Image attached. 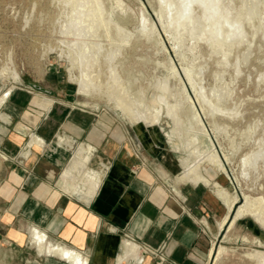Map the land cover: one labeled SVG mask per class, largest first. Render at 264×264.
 <instances>
[{"label":"crops","instance_id":"crops-1","mask_svg":"<svg viewBox=\"0 0 264 264\" xmlns=\"http://www.w3.org/2000/svg\"><path fill=\"white\" fill-rule=\"evenodd\" d=\"M46 93L19 89L1 108L0 251L30 254L27 264H75L40 253L30 235L37 228L47 245L73 251L85 264H137L129 240L140 247L136 254L148 250L142 264H208L211 237L229 212L214 177L203 172L209 184L177 182L181 165L158 135L136 138ZM33 137L43 146L29 145ZM86 153L87 167L100 175L90 198L84 187L63 191L60 181L74 157Z\"/></svg>","mask_w":264,"mask_h":264},{"label":"bare ground","instance_id":"bare-ground-1","mask_svg":"<svg viewBox=\"0 0 264 264\" xmlns=\"http://www.w3.org/2000/svg\"><path fill=\"white\" fill-rule=\"evenodd\" d=\"M53 1L59 3L60 8L63 10L62 11L60 9L61 11L60 10L59 11L63 12L62 14L64 16V17L62 16L63 18L59 22L58 33H60V35H62L64 38L65 37L68 38V40L66 39L60 40V44H63L67 49L61 48V46H57L58 56L59 58L64 59L68 62L70 66L69 68L70 79L72 82L77 84L78 94L80 93L81 95L86 97H95V96H100L101 98L105 97L106 104L112 107L114 110L118 111L121 117L127 120V122L130 123L133 127H137V126L148 127L150 129L151 136L157 135L156 133H163L166 136L167 143L171 145L173 151L175 153H179L182 155L180 159V165L182 171L176 177L177 182H191V183L203 182L205 184H209V181L203 175V172L206 171L205 166H210L212 168H215L216 171L230 177L226 169V164L230 162L231 157L228 155V153L227 154L223 153L222 155L219 153L211 133L206 130V127L203 122V117L198 112V106H199L201 108L203 116L205 115L206 117L208 116L210 118L211 126L213 128V134L215 135V138L218 131L222 130L223 132H226L228 122L220 121L218 115L220 116L227 115L229 118L231 117L230 113L228 114L227 112L229 108L227 107L228 108L227 109L226 106H224L223 104L224 103L223 101L225 100L227 93L229 94L227 90H226L227 93L225 91V89H227L228 87L225 88L226 87L225 86L224 87L225 89H222V87L221 89L214 88L210 94L211 96H208L204 88L202 86H198L195 83L193 70L191 68L182 65L181 68L176 69L173 63L170 61L169 69L171 70L170 71L171 75L173 74V77L177 78L178 81L182 84V88L180 92L181 93L180 95L182 96L181 103L178 102L180 98L178 101H176L177 103H175L174 105H171L172 103L169 104L167 102L168 95L171 94V91L168 89V85H166L167 83L164 84L163 82V83L155 84L156 87L155 89L156 90L158 89L157 91H159V93L157 92L158 95L156 96L153 105L154 106L158 105V106L154 107L152 105L151 107L148 103V97H147V92H148L147 90L149 89L148 86H146L148 89L147 88L143 89L142 87H140L139 89L134 90L133 89L134 84L129 80L130 78L129 73L128 75L126 74V76L123 77L120 73L121 71H119L120 68H118V65L121 64L124 60L126 61L127 58L129 57L128 55L129 51H133L137 48L142 38L147 41L152 40L157 43H160V41L157 40V38H159L160 36L157 31V28L154 25H152L149 29L147 28L149 24L147 23L146 15L142 14L141 29L140 30L138 29L137 33L134 34L133 32H130L125 26L126 24L129 23L130 19H129V14L127 13L128 7L126 6V4H124L123 0H53ZM240 1L241 3L243 1V4H240L239 2V5H237V3H235V0H163V2H161L159 5V11L156 12V16L158 17L159 19L158 22L161 23L160 25H162L163 30H165L166 26L169 27V34L172 36L174 40V45L177 46V51H176L177 56L181 58H184L186 56V53H184L183 50L184 39L186 38V36H190V37H194L196 41L194 43L191 42L193 44L187 48L189 52L190 51L194 52L198 50L197 41L203 39V41L205 40L206 42H208L214 54L217 53L221 55L222 58L221 57L220 58L222 59L221 61L222 65H226V64H230V59H231L230 54L232 53V51L236 49V47H239L244 42L245 38H247V34H248L247 30L248 29L251 30V35L253 38V36L256 35L255 33L262 26L258 16H260L261 14V6L263 7L262 4L264 3V0H240ZM117 8L121 10L118 11L119 13L116 11ZM122 11L123 13L120 14V12ZM167 18H170V20L169 19L168 20L169 23L172 24H169L167 22ZM255 41L256 40L254 39V42ZM49 42H48V46H49ZM246 46L247 45H245V47ZM52 47L54 49V46ZM207 51H208V47H207ZM47 52L48 51H46V53ZM207 53L209 54V52ZM211 56L213 55L211 54ZM248 56L249 55H245L243 57L244 62ZM235 60L233 61L235 62ZM12 63L13 61L10 59V64ZM217 63H219V61ZM244 64L246 65V63ZM233 65L236 73L242 72L240 71L241 69H239L240 64L238 65V61ZM251 67L253 68V66ZM7 69H9L10 71V68ZM7 69H4V71H6ZM224 69L225 68H223V70ZM221 73H219V75H221ZM11 77L13 78L14 81L19 80V75L15 69L12 71ZM245 77H246L245 79H247V77L249 76L245 75ZM262 79L264 80L263 77ZM232 81L234 82L233 79ZM220 83L221 82H219V84ZM223 84H225V82ZM247 84H249V82ZM256 84H258V82H256ZM188 85H190L194 91L193 96L189 93ZM260 91L263 90H259V92ZM10 92L11 90L9 89L8 91L5 92V94H3L0 97V116H1V108L3 104L6 102ZM164 115L166 118H168L171 121V129H169V131L167 132H165L163 128L166 125V123L162 122V118L164 117ZM237 118L239 119L242 117H237ZM232 119H235V117ZM261 119L263 120L262 117ZM251 126H248L247 130L245 129L244 132L245 135L244 140H246L245 146H248V148L250 147V149H252L249 151V153H246L244 155V158L241 161V164L243 166L242 174L245 176V178L246 177L249 178L251 176L250 169L257 170L256 168H257L258 159L261 160V158H264V138H263L264 134L262 135L263 137H261V135L259 134L260 138L258 136L259 139L257 138L254 139L253 138L254 136L252 137V135L255 133L254 131L255 128L253 129V127ZM256 127L259 129L258 126ZM234 139L232 140L233 142ZM42 143L43 141L38 137H33L29 141V145L31 144L41 145ZM242 143H244V141ZM204 144L205 146H203ZM238 147L240 148V145ZM87 151H90V148H88ZM83 152L84 151H82L81 154ZM237 152L239 151L237 150ZM87 153L85 155L78 154L77 156L74 157L72 163L69 164L70 166H68L64 170L60 181L61 182L63 181L62 184L63 185L62 189L64 188L63 191H67L71 194L72 193L75 194L78 192V189L80 187L81 188L84 187L87 189V191L85 190L86 193H84L85 191L83 192L84 193L83 197L85 195V198H90L98 188L100 182L99 180L100 175L99 173L87 167L89 161L88 154H90ZM231 153L233 152H230V154ZM212 185L217 195L223 201L227 202L228 203L227 206H229L228 215L223 220V222H221L220 229H222L226 224H229V229H230L231 227H233V225L238 219H241L247 215L252 216L256 221H258L262 226H264L263 197L250 198L249 196L243 194L244 202L235 211L236 208L235 205L239 200L238 194L231 193L226 188L221 187L218 183H213ZM234 212L235 214L233 215ZM30 235L32 239L31 241L34 242L40 253L54 255L57 256L58 258L65 259L75 264H85L86 260L82 261L79 254H76L75 252L65 249L64 247H61L59 245L57 246L51 244L47 245V239H46L47 237L45 233L40 231L39 229L32 228L30 230ZM125 246L129 248L133 256L137 257L138 254H136V252L139 250V246L136 243L125 242ZM223 253H224V249L222 246H219L217 249H215L214 247L212 248V257L215 255V260L219 259ZM246 258H248L250 261L254 262L255 264H264V251H256L255 253H249L246 255Z\"/></svg>","mask_w":264,"mask_h":264},{"label":"rangeland","instance_id":"rangeland-1","mask_svg":"<svg viewBox=\"0 0 264 264\" xmlns=\"http://www.w3.org/2000/svg\"><path fill=\"white\" fill-rule=\"evenodd\" d=\"M44 1L46 0H0V97L9 89L11 90L9 96L13 91H17L19 89H22L29 93L33 92L39 94H44L45 91H48L49 93H46L47 95L45 96L46 99H53V97H56L60 100L65 101L68 106L81 108L82 110H86L89 112H95L96 114L101 115L104 118H109L113 123L119 124V126L128 129L130 133H134L136 135V138H140L141 135L145 138H148V136H150V129L148 127H132V125L127 122V120L121 117L118 111L114 110L112 107L106 104L105 97H86L81 95L80 93L78 94L77 84L72 82L70 79V66L66 60L59 58L57 52V46H61V48L67 49L63 44H60V40H68V38H64L62 35H60V33H58L59 22L64 17L62 14L63 12H60L62 9L60 8L59 3L54 2L53 0H47L46 2ZM159 1L160 0H123L124 4H126V6L128 7L127 13L129 14L130 19L129 23L125 25L126 28L130 32L136 34L138 29H141V16L142 14H145L147 23L149 24L147 28L149 29L152 25L157 28V31L160 35L157 40L160 41V43L152 40L147 41L142 38L137 48L133 51H129V57L127 58V60H124L121 64L118 65V68H120L119 71H121L120 73L123 77L126 76V74L128 75L129 73V80L134 84V90H137L140 87L146 89V86H148L149 89L147 88V97L148 103L151 107L156 96L159 93V91H157L158 89H155V84L163 82L164 84L167 83L166 85H168V89L171 91V94L168 95L167 102L169 104L172 103L171 105H174L180 98L178 102L181 103L182 96L180 95V92L182 84L178 81L177 78L173 77V74L171 75V70L169 69L170 61L173 63L176 69L181 68L182 65L191 68L193 70L195 83L198 86H202L208 96H211L210 94L214 88L221 89L222 87V89H225L228 87L227 89H225V91L227 90L229 94L226 91L227 96L225 97L223 104L224 106H226V108H229H227L228 114L230 113V116L232 118L235 117V119H232L230 117L232 119L231 120L227 115H218L220 121L228 122L226 132H223L222 130L218 131L215 138L210 118L208 116L206 117L205 115L203 116V113L199 106L198 112L203 117V122L206 130L211 133L219 153L221 155L223 153H228V155L231 157L230 162L226 164V169L230 177L216 171L215 168H212L210 166H205L206 171L204 175L209 180L210 176H212V179L214 177L213 180L220 183L223 187L228 189V191L238 194L239 200L235 205L236 211L237 208L244 202L243 194L249 196L250 198H264V158H261V160L258 159L256 168L257 170L250 169L251 176L249 178H245V176L242 174L243 166L241 164L244 155L252 150L250 149V147L248 148V146H245V129L247 130V127L251 126L252 124L251 127H253V129L255 128V133L252 135V137L254 136V139H259L260 135L261 137L264 136V126H261L264 125V80L262 79V77L264 78V40H262L264 39V3L262 4L263 7L261 6V14L260 16H258L262 25L261 28L255 33L256 35H254L253 38L251 35V30L248 29L247 38L249 40L245 38V44L243 42L239 47H236V49L233 50L234 52L232 51V55L230 54V64L222 65L221 55L217 53L214 54L208 42H206L205 40L203 41V39L197 41L198 50L189 52L187 48L196 41L194 37L190 36H186V38L184 39L183 50L184 53H186V56L184 58L177 56V46L174 45V40L169 34V27L166 26L165 30H163V27L162 25H160L161 23L158 22L159 19L156 16V12L159 11V5L161 2H163V0L160 2ZM239 2L240 4H243V1L241 3L240 0H235V3H237V5H239ZM116 11L118 12L121 10L117 8ZM121 13H123V11L120 12V14ZM168 19L170 20V18H167V22L169 23ZM50 21L52 24L50 23ZM54 22H56L57 25ZM51 32L53 33V35ZM254 39L256 40L255 42ZM245 45L247 46L245 47ZM52 46H54V49ZM206 46L208 47V51ZM46 51L48 52L46 53ZM238 51L239 53L241 52V55L238 53ZM207 52H209V54ZM211 54L213 56H211ZM208 55H210L211 57ZM237 55L240 57H238ZM245 55H249V58L247 57L248 61L246 59L244 62L243 57ZM10 59L13 61L12 64H10ZM233 60H235V62ZM216 61H219V63H217ZM237 61L238 65L240 64L239 69H241L240 71L242 72L236 73L234 69L233 64H235ZM243 62L246 63L247 66ZM251 66H253V68ZM7 68H10V71ZM223 68L225 69L223 70ZM4 69L7 70L4 71ZM14 69L19 75L18 81H14L11 77L12 71ZM255 71L256 73H258L256 74ZM9 72L11 75L9 74ZM218 72L224 73H221V75H219ZM245 75L249 77L245 79ZM259 75L260 77H262L260 78ZM232 79L234 80V82L232 81ZM65 82H67V86L65 85L66 92L63 89L64 86H62L65 84ZM219 82H221L220 84L222 86L219 84ZM224 82L225 84H227H223ZM248 82L249 84H247ZM256 82H258V84H256ZM188 90L189 93L193 96L194 91L190 85H188ZM259 90L263 91H260V93ZM62 93H65V97ZM230 102L233 105H231ZM157 106L158 105H155L154 107ZM1 111L4 113L2 109ZM241 112H244V115ZM237 117L242 118L238 119ZM261 117L263 118V120L261 119ZM251 121L254 123H252ZM162 122L166 123V125L163 127L165 132L169 131V129H171V121L164 115V117L162 118ZM256 126H258L259 129ZM156 134L162 142L164 140L166 146L163 145V147L175 156V160L180 166V159L182 155L173 151L171 145L167 143L166 136L163 133ZM240 135L244 136L242 137ZM150 138L151 140H154V138H152L151 136ZM233 139L234 142L232 141ZM241 139L242 142L244 141V143L241 142ZM239 145L240 148L238 147ZM203 146H205V144ZM237 150L239 152H237ZM230 152L233 153L230 154ZM3 166L4 165L0 160V169ZM209 189L213 192V189L211 187H209ZM234 214L235 212L233 213V215ZM219 246L223 247L224 253L217 260H215V255L213 257L210 256L208 264H255L254 262L246 258V255L249 253H255L256 251H264V226H262L252 216H244L243 218L238 219L230 229L229 224H226L221 229V231H218L216 235L211 237L210 248L214 247L215 249H217ZM29 260L30 254H14L13 251L12 253H5V251L3 250L0 251V264H27L26 262Z\"/></svg>","mask_w":264,"mask_h":264},{"label":"built area","instance_id":"built-area-1","mask_svg":"<svg viewBox=\"0 0 264 264\" xmlns=\"http://www.w3.org/2000/svg\"><path fill=\"white\" fill-rule=\"evenodd\" d=\"M40 146H43V145L41 144ZM129 242H132V241L129 240ZM138 251H140V247H139V250H138ZM143 252H144V253L141 254V256L138 255V256L136 257V261H135V262H136L137 264H142L143 261H144L145 256L148 255V254H147L148 250H147V251H143ZM162 260H163V259L160 258V261H159V262H161Z\"/></svg>","mask_w":264,"mask_h":264}]
</instances>
